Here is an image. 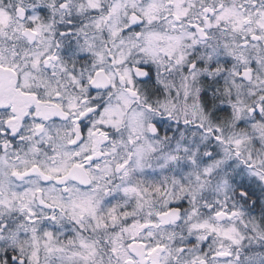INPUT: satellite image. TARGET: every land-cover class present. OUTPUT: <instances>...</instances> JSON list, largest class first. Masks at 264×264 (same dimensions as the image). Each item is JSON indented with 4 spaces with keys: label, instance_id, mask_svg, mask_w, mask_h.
Masks as SVG:
<instances>
[{
    "label": "rangeland",
    "instance_id": "374dc122",
    "mask_svg": "<svg viewBox=\"0 0 264 264\" xmlns=\"http://www.w3.org/2000/svg\"><path fill=\"white\" fill-rule=\"evenodd\" d=\"M209 1L61 0L62 19L47 25L35 12L28 17L22 11L18 19L0 9V68L20 75L26 108L51 101L74 114L87 112L94 75L102 71L112 83L97 97L106 107L89 119L81 149V165L93 179L89 188L14 178L32 165L60 177L78 162L62 158L60 136H39V123L27 122L32 133L24 130L14 148L4 150L0 137V253L12 244L18 249L19 242L20 253L11 257L16 264H138L130 252L136 243L150 259L159 257L154 264H264V229L248 222L231 183L244 178L264 189V0L261 6ZM73 36L91 55L79 59L78 69L63 58ZM197 50L207 59L238 58L243 69L231 75L256 95L251 111L259 120L239 129L212 126L196 88L198 64L190 63ZM149 68L171 86L173 95L159 111L176 123L156 125L158 114L125 92L135 89L142 72L153 76ZM1 118L0 112V132ZM108 134L114 139L104 149L101 139ZM99 152L104 158L90 162ZM182 185L193 186L192 194L181 192ZM147 188L151 196L143 194ZM40 191L52 207L47 222L30 219L43 213ZM181 205L180 228L162 225L159 216ZM158 235L173 236V244H161Z\"/></svg>",
    "mask_w": 264,
    "mask_h": 264
},
{
    "label": "flooded vegetation",
    "instance_id": "af4514ba",
    "mask_svg": "<svg viewBox=\"0 0 264 264\" xmlns=\"http://www.w3.org/2000/svg\"><path fill=\"white\" fill-rule=\"evenodd\" d=\"M258 4L261 6L262 1L260 0ZM79 59L80 58H70V60H67L68 62L67 61L66 62L70 65H72L74 62V63H77V66H80L81 64H80ZM149 70H150V73L151 72L153 73V76H151V74H149V76H145L144 73L142 72L143 74V76H141L142 78H139L138 80L136 79L134 83L135 89L133 88V90H130V89L125 88V92L129 94L130 97L136 100V104L138 106L143 107L147 111L151 112L153 115L158 114V118H156V120L154 121L156 125H159L160 122L167 123L171 121L174 123L175 119L169 116L171 118L170 119L168 115L167 117L163 116L162 112L159 111L161 110L160 108L163 105L164 98L168 99L169 94L171 96L173 95V92L171 93V91H168V89L171 86L169 84L165 85V83H162L160 81L158 74L155 75L156 72H153L150 68ZM96 74L94 75V77L96 76ZM92 81L90 84L92 106L87 112H81L80 114L79 113L74 114L72 112H68L65 110L63 104L58 103V102L55 103L51 101H47V102L42 101L38 105H35L34 103L35 105L33 106L34 108L28 109L25 106L28 103L27 99L23 98L24 95L18 92V89L20 86V75L16 72L15 79L12 78L9 81H5L2 79L0 81V112L2 116L1 118L2 131L0 132V137H1V141L4 142V145H3L4 150L8 146H11V148H14L15 145H17V142L19 141V139L21 138V134L22 132H24V130H25L26 136L31 135L32 130L26 128L27 122L30 121L34 123H39L40 126H42V127H39L37 130L39 136L43 135L44 133L46 134V136L55 137L57 139H59V136H60L62 144H64L66 147L65 152H62L63 154L62 158L67 159L69 156H71L72 158H75L78 160V162L75 165L68 166L65 169L62 176L60 177L57 176L55 178L49 175L45 168H42L38 165H32L30 167L25 168L21 174L14 175V178L18 180L19 183L25 180L31 179V178H36L37 180H40L41 182H43V184H45V186L47 187L55 186V187H61L62 189H65L66 187L75 186L79 189L84 188L73 177L68 178V176L71 174L73 170L77 168L85 169L86 172L89 174L86 166L81 165L82 164L81 161L84 159L83 152L81 151V149L83 148L88 131L90 130V127H91L90 124L93 123V122L91 123L89 119H92V117H95V116L96 117L99 116L100 115L99 112L104 107H106L105 105H102L104 101L100 102L101 100H98L97 97L101 94L111 91L112 89V83L110 79H109L110 87L107 90H103V91H94L92 89ZM124 82L125 80L123 78H120L119 83L124 84ZM150 82L156 83L157 85L159 84V86L161 87V94L151 93L149 91L147 92L146 88L150 84ZM152 95L153 97H149ZM102 100H104V98H102ZM157 100H160V102H158ZM124 132H125V136L126 135L128 136V132L126 130ZM178 132H176L173 136H177ZM113 135L114 134H108L102 137L101 139V142H103L102 148L107 149L109 144L112 145V142L114 139ZM117 143L118 141H116V146H117ZM69 149H71V151H69ZM104 155L105 153L99 152L95 154L89 161L95 162L97 160H101L104 158ZM16 159H18V157H16ZM33 170L34 171L39 170L41 173L31 174V175L26 176L28 172H31ZM45 175L50 177L49 181H45V178H44ZM61 179H66V181H64V183H60ZM38 204H39L40 210H42L43 213L34 215L30 217V219L33 218L32 221L41 219V222L42 221L47 222V220L51 218L49 211H52L51 210L52 207L51 205L47 204L44 201V196H43L42 191L38 193ZM16 221L20 222L21 220L17 219ZM161 224L163 225L162 221H161ZM165 225L173 226L174 223L168 221L167 223H165ZM157 238L158 237H156V239ZM133 246L130 249L131 253H132ZM143 247L144 249L146 248L145 246ZM0 256H1V253H0ZM153 257L154 255L150 259L145 249V259L147 262L146 264H154L155 260L152 259ZM150 260L152 263L150 262ZM12 261L15 262L16 260H12Z\"/></svg>",
    "mask_w": 264,
    "mask_h": 264
},
{
    "label": "trees",
    "instance_id": "16d2710c",
    "mask_svg": "<svg viewBox=\"0 0 264 264\" xmlns=\"http://www.w3.org/2000/svg\"><path fill=\"white\" fill-rule=\"evenodd\" d=\"M222 1L226 2L228 0ZM239 1L240 3L244 2L246 4L249 3L250 5H253L259 3L260 0ZM60 2L61 0H0V9H5L14 16L18 15V13L23 11L29 17L33 12H35V14H38L40 16L42 24L47 25L49 23L52 24L53 22L62 19L61 15H63V13L59 11L58 6H56L58 4L60 5ZM201 2H205V5L208 6V0H201ZM210 2L211 0L209 1V4ZM16 18L19 19V17L17 16ZM248 40L252 42V39L248 38ZM63 49L64 52L67 51L66 55L63 56V58H67V60H70V58L91 59V55L89 53H84V43L80 41L78 36H73L72 42H69V45L67 47H64ZM196 52L197 54L195 55V57L191 58V63L192 61H196V63L198 64L196 69V88L200 104L203 107V112L205 115L211 117L212 126L224 129L227 128L229 125L235 124V127H237L236 129H239L245 126H249L250 121L259 120L260 118L256 116L254 112L252 113L251 111V105L255 101L256 95H254L253 91H250V87L247 86L246 83H240L239 80L235 79L231 75V71L234 70L235 67H239V71L243 69L236 62V59L238 58L207 59L206 53H202L201 50H197ZM70 66H75L77 67V69L79 67L77 66V63H74ZM250 66L253 70V73L258 72L254 64H250ZM238 88H242L243 92L239 94ZM146 90L147 92L149 91L151 93L161 94V87L159 86V84L157 85L156 83L150 82ZM149 97H153V95ZM157 101L160 102V100ZM229 166L230 173L231 165L229 164ZM239 177L241 176L239 175ZM161 178L162 177H160L159 180ZM231 183L233 185L232 192L237 196V199L240 198L244 201L242 205H244L245 209L247 210L248 218L250 219L248 222H251V224H256L260 229L261 227H263L264 229V189L257 187L252 183H248L244 178H242L241 180H234L232 178ZM144 184L146 185V183ZM181 184H183V182H181ZM177 186L178 185H176V187ZM180 191L191 195L194 191V187H190L189 185L188 187L187 185H182L180 187ZM146 192L148 193V196L149 193L151 196V189H144L143 194L145 195ZM151 199L152 198H150V200ZM246 199L248 200V202L246 201ZM130 208L131 206H129L127 209H122V213L123 211L126 212V210L129 211ZM134 208L131 210L133 211ZM181 209L183 212V222L184 215L186 212L185 207L183 205H181ZM181 223L179 225L176 224L174 226L178 229L180 228ZM157 237V239L162 244H173L174 237L171 235L166 237L158 235ZM17 244H19L18 249H15V245L12 244L10 245L11 248H7L6 251L4 249L6 253H3L4 251L1 252L2 257L0 256V264H16V261L13 262V258L11 257H13V255H15L16 253H20L21 244L19 242H17Z\"/></svg>",
    "mask_w": 264,
    "mask_h": 264
},
{
    "label": "water",
    "instance_id": "95a60500",
    "mask_svg": "<svg viewBox=\"0 0 264 264\" xmlns=\"http://www.w3.org/2000/svg\"><path fill=\"white\" fill-rule=\"evenodd\" d=\"M14 76H15V73L12 70L0 69V81L2 79L5 81H9L10 78ZM109 86H110V82L106 74L104 72L97 73L93 81V89L95 91H99V90L107 89ZM36 172H39V171L35 170L33 173H36ZM70 176L73 177L76 181L83 184L84 186H90L91 184V180L84 169L77 168L71 172ZM44 178H45V181H48L50 179L49 177H45V176ZM63 181H65V179ZM63 181H60V183L61 182L63 183ZM180 212H181L180 209L172 208L168 213L164 214L162 218L164 219V221H166L167 219H172L175 222H179L181 219ZM133 253L138 255L141 259L143 258V248L141 246L139 245L135 246L133 248ZM141 263L145 264V261L141 260Z\"/></svg>",
    "mask_w": 264,
    "mask_h": 264
}]
</instances>
